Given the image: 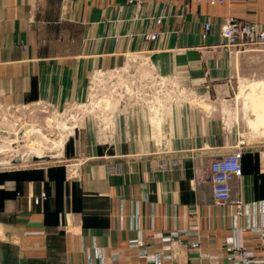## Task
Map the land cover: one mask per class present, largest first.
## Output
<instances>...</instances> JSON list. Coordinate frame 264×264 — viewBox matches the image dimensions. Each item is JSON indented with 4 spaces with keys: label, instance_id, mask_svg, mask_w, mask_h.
Instances as JSON below:
<instances>
[{
    "label": "crops",
    "instance_id": "crops-1",
    "mask_svg": "<svg viewBox=\"0 0 264 264\" xmlns=\"http://www.w3.org/2000/svg\"><path fill=\"white\" fill-rule=\"evenodd\" d=\"M228 16L264 27V0H0L10 105L85 107L90 77L128 61L137 83L169 78L189 94L116 101L110 156L101 123L84 120L79 178L65 164L1 168L0 264H264V143L242 147L228 204L212 196L211 162L237 150L227 126L255 124L260 109L238 94L262 92L264 78V46L229 47Z\"/></svg>",
    "mask_w": 264,
    "mask_h": 264
},
{
    "label": "rangeland",
    "instance_id": "rangeland-1",
    "mask_svg": "<svg viewBox=\"0 0 264 264\" xmlns=\"http://www.w3.org/2000/svg\"><path fill=\"white\" fill-rule=\"evenodd\" d=\"M206 24L210 25V21L204 24V29L208 31L210 27L206 28ZM160 36L161 31H156L146 35L145 39L156 41ZM248 45L239 44L235 47ZM256 45L264 46V44ZM225 46L228 47L226 44ZM229 47L232 48L231 45ZM133 70L128 61L121 68L110 71L101 70L98 75H92L90 77L92 92L85 107L84 105L80 108L67 106L59 109L41 101L10 105L0 97V169L13 166L46 167L53 164H65L72 169L75 168L74 176L79 178L77 166L84 162L85 156L79 154L75 148L73 153L72 145L75 143L77 148V141L73 142L72 138L81 132L84 120L96 119L98 123H101V150L106 151L104 155L110 156L113 155L110 152L116 144L113 140L116 101L145 102L155 99L160 101L161 95L168 96L170 100L176 99V96L185 100L189 99V94L185 90L180 93L170 91L174 90L171 87L172 83L175 84L174 80L154 76L153 79L138 78L137 83V78L130 77ZM203 85L208 86L209 82L205 80ZM258 88L262 92L238 94L240 100L249 101L255 105L259 103L260 109H253L254 114L258 113L255 124L227 126L235 132L237 136L235 147L240 151L252 139H259L260 143H264V78ZM201 99L206 100L204 96ZM164 143L163 145L161 141L155 142L156 146H160L155 150L167 152L166 146L172 142ZM169 150L174 151L171 145Z\"/></svg>",
    "mask_w": 264,
    "mask_h": 264
},
{
    "label": "built area",
    "instance_id": "built-area-1",
    "mask_svg": "<svg viewBox=\"0 0 264 264\" xmlns=\"http://www.w3.org/2000/svg\"><path fill=\"white\" fill-rule=\"evenodd\" d=\"M140 1V0H137ZM200 2L204 1L211 5L216 3H223L226 0H185ZM206 28L210 25L206 24ZM221 35L230 45L239 44H264V27H258L253 23H241L234 17L228 16L221 27ZM242 152L236 150L235 152L222 156L213 160L210 164V179L212 183V196L217 205H226L230 201L231 182L242 173L241 167ZM238 205L240 204L237 202ZM139 247L143 246V241L137 240ZM249 256L248 252H241L237 254L236 259H243ZM234 259V257H233ZM232 260V258H231ZM233 261V260H232ZM248 262V260H247ZM236 264V262H233Z\"/></svg>",
    "mask_w": 264,
    "mask_h": 264
},
{
    "label": "bare ground",
    "instance_id": "bare-ground-1",
    "mask_svg": "<svg viewBox=\"0 0 264 264\" xmlns=\"http://www.w3.org/2000/svg\"><path fill=\"white\" fill-rule=\"evenodd\" d=\"M263 129V128H262Z\"/></svg>",
    "mask_w": 264,
    "mask_h": 264
},
{
    "label": "trees",
    "instance_id": "trees-1",
    "mask_svg": "<svg viewBox=\"0 0 264 264\" xmlns=\"http://www.w3.org/2000/svg\"><path fill=\"white\" fill-rule=\"evenodd\" d=\"M242 167V166H241Z\"/></svg>",
    "mask_w": 264,
    "mask_h": 264
}]
</instances>
